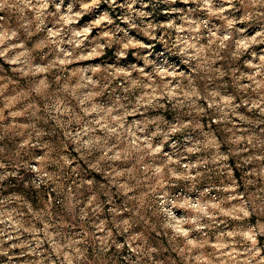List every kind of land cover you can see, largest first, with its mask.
<instances>
[{
	"label": "clouds",
	"instance_id": "1",
	"mask_svg": "<svg viewBox=\"0 0 264 264\" xmlns=\"http://www.w3.org/2000/svg\"><path fill=\"white\" fill-rule=\"evenodd\" d=\"M0 62V264H264V0H0Z\"/></svg>",
	"mask_w": 264,
	"mask_h": 264
},
{
	"label": "rangeland",
	"instance_id": "2",
	"mask_svg": "<svg viewBox=\"0 0 264 264\" xmlns=\"http://www.w3.org/2000/svg\"><path fill=\"white\" fill-rule=\"evenodd\" d=\"M161 18L163 19V17H161ZM87 19H88V17H85V20H87ZM82 22H83V21H82ZM93 35H95V33H93ZM111 58H112V53H111V51H109L108 56L105 57V59H111ZM129 59L131 60L132 57L129 56ZM0 63H2V62H0ZM237 175H239V173H237ZM13 183H15V182H13ZM15 190H21V187L18 185L17 188H16ZM27 195H28V197H29L31 200H33L34 203L39 199V198L37 197L36 193H34V192H28Z\"/></svg>",
	"mask_w": 264,
	"mask_h": 264
}]
</instances>
